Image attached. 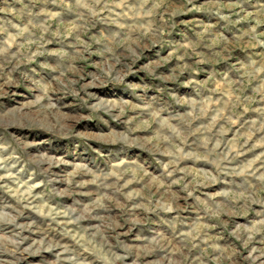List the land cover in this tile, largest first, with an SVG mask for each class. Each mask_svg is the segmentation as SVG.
Returning <instances> with one entry per match:
<instances>
[{
    "label": "rangeland",
    "instance_id": "1",
    "mask_svg": "<svg viewBox=\"0 0 264 264\" xmlns=\"http://www.w3.org/2000/svg\"><path fill=\"white\" fill-rule=\"evenodd\" d=\"M0 264H264V0H0Z\"/></svg>",
    "mask_w": 264,
    "mask_h": 264
}]
</instances>
